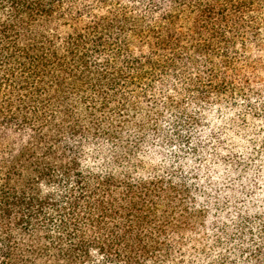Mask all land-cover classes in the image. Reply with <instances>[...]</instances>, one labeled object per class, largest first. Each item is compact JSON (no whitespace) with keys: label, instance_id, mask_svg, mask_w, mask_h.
<instances>
[{"label":"trees","instance_id":"16d2710c","mask_svg":"<svg viewBox=\"0 0 264 264\" xmlns=\"http://www.w3.org/2000/svg\"><path fill=\"white\" fill-rule=\"evenodd\" d=\"M0 264H264V0H0Z\"/></svg>","mask_w":264,"mask_h":264},{"label":"rangeland","instance_id":"374dc122","mask_svg":"<svg viewBox=\"0 0 264 264\" xmlns=\"http://www.w3.org/2000/svg\"><path fill=\"white\" fill-rule=\"evenodd\" d=\"M257 100H259V99H257L256 97L253 98V101H255V103L259 102V101H257ZM241 101H242V100H239V101H238L239 106H241V107H243V108H246V107H244V105H241V104H242V103H240ZM260 106H261V104H260Z\"/></svg>","mask_w":264,"mask_h":264}]
</instances>
